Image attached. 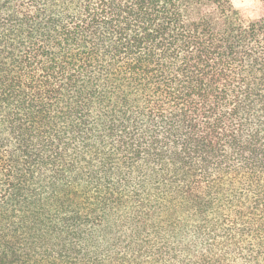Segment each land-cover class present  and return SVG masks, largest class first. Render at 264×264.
Wrapping results in <instances>:
<instances>
[{
  "label": "trees",
  "instance_id": "16d2710c",
  "mask_svg": "<svg viewBox=\"0 0 264 264\" xmlns=\"http://www.w3.org/2000/svg\"><path fill=\"white\" fill-rule=\"evenodd\" d=\"M0 64L3 102L29 123L70 96L62 136L98 146L109 187L113 170L127 182L145 163L193 189L191 173H220L228 149L251 184L264 178V0H0ZM57 182L52 195L72 185Z\"/></svg>",
  "mask_w": 264,
  "mask_h": 264
},
{
  "label": "rangeland",
  "instance_id": "374dc122",
  "mask_svg": "<svg viewBox=\"0 0 264 264\" xmlns=\"http://www.w3.org/2000/svg\"><path fill=\"white\" fill-rule=\"evenodd\" d=\"M4 75L0 64V264H263L264 178L251 184L233 149L220 173H191L193 189L181 178L158 182L145 163L127 182L113 170L109 187L95 176L98 146L62 136L67 120L58 117L70 96L48 117L31 109L29 123L17 99L3 102ZM18 128L32 131L27 144ZM69 165L79 180L64 174ZM59 175L72 185L52 195Z\"/></svg>",
  "mask_w": 264,
  "mask_h": 264
}]
</instances>
